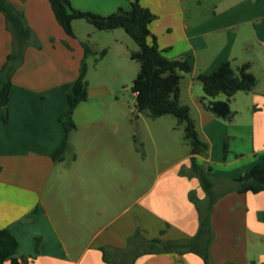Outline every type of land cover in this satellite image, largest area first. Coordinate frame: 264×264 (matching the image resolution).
<instances>
[{
  "label": "crops",
  "instance_id": "0c3cea01",
  "mask_svg": "<svg viewBox=\"0 0 264 264\" xmlns=\"http://www.w3.org/2000/svg\"><path fill=\"white\" fill-rule=\"evenodd\" d=\"M7 1L23 11L39 43L30 42L12 74L6 122L0 108V231L7 228L16 238L15 256L25 264H110L121 261L137 230L163 244L194 236L208 197L191 170L189 145L182 157L156 168L148 186L125 203L123 148L105 141L119 132L117 121L110 135L104 132L105 104L99 100L109 93L106 85L90 86L87 80L86 99L72 111L76 127L67 134L63 154L52 156L65 136L60 118L87 36L66 34L48 0ZM86 1L76 7L99 14L128 4ZM139 1L155 15L149 29L164 55L192 65L190 72H180L179 101L188 105L198 137L207 144L194 160L210 167L211 190L219 195L209 213L210 264H264V190L237 192L231 182L264 161V0ZM117 30H111L107 47L123 53L125 37ZM10 50L11 34L0 12V67ZM226 60L234 67L249 62L256 77L250 91L230 98V120L204 107L195 78ZM60 191L70 197H60ZM125 264L204 263L193 252L160 251Z\"/></svg>",
  "mask_w": 264,
  "mask_h": 264
},
{
  "label": "trees",
  "instance_id": "16d2710c",
  "mask_svg": "<svg viewBox=\"0 0 264 264\" xmlns=\"http://www.w3.org/2000/svg\"><path fill=\"white\" fill-rule=\"evenodd\" d=\"M53 14L64 32L72 36V21L84 19L98 30H113L122 28L137 44V49L129 52V57L139 64L137 74L132 80L131 91L134 93L135 108L151 118L164 114H172L183 124L184 137L190 146L191 170L198 177L201 187L208 197L204 212L199 215V226L196 234L186 240L163 241L158 238L146 240L139 230L128 239V248L123 252L121 261L110 264H125L141 254L160 251H176L178 253L193 252L198 254L204 264H210L209 246L213 237L209 213L213 202L219 195L212 193V180L209 176L210 167H202L194 160V155L206 150L207 144L200 140L190 117L189 107L179 101V82L181 73L192 70L191 63L186 59H170L164 55L165 49H160L155 36L150 32L149 24L155 15L139 0H128V8L117 7L108 14L76 9L69 0H48ZM0 12L4 15L6 29L11 34V50L0 67V108L1 117L7 120V102L12 85L11 77L22 63L26 47L33 42L39 47L32 30L27 25L23 11L15 8L7 0H0ZM84 56L81 60L77 78L67 94L68 106L60 121L64 127L65 136L62 144L53 153L60 157L67 142V134L75 129L72 120L74 107L87 95V63L86 58L93 53L87 41H82ZM102 49L98 59L105 55ZM181 72V73H180ZM195 78L200 81L203 95L200 102L215 117L230 120L233 112L230 108V98L238 91L248 92L256 84V77L250 71L249 62L233 66L231 61H223L210 73L199 72ZM224 94V99L217 96ZM226 151V145L223 146ZM232 189L237 192L256 193L264 190V161L255 163L249 171L239 175L232 181ZM17 240L12 233L4 228L0 231V264H25L24 258L15 256ZM104 261H109L105 249Z\"/></svg>",
  "mask_w": 264,
  "mask_h": 264
},
{
  "label": "rangeland",
  "instance_id": "374dc122",
  "mask_svg": "<svg viewBox=\"0 0 264 264\" xmlns=\"http://www.w3.org/2000/svg\"><path fill=\"white\" fill-rule=\"evenodd\" d=\"M69 1L76 9H80L76 7L79 4L88 3L86 0ZM128 6L129 4L125 8ZM72 29L77 35L85 34L87 36L85 40L95 50V52L92 50L93 53L89 54L86 61V80L89 85L102 84L109 89V93L100 99L99 103L105 104H102V114L106 124L104 130L106 135H110L111 129L115 126L114 121L118 122L119 132L113 136L114 139L111 136L105 141H117L118 146L123 148L122 183L126 187L124 197L127 204L148 186L156 168L173 162L186 153L189 144L184 137L183 124L172 114L151 118L146 113L136 110L131 84L138 72L139 64L130 59L129 52L137 49V44L122 28H118L117 31L125 37L123 45L119 46L123 47V53L121 48L111 45L110 48L107 47V44L109 46L111 43V30H98L81 18L72 21ZM87 32L93 34L89 37L86 35ZM102 49H108V53L98 59ZM181 85L184 88L185 81H182ZM219 96L225 98L224 94ZM110 150L113 151L114 148ZM108 156L111 159V154ZM62 167L65 168V163ZM62 195L65 200L70 197L69 193L60 191V197Z\"/></svg>",
  "mask_w": 264,
  "mask_h": 264
},
{
  "label": "built area",
  "instance_id": "2783aa9c",
  "mask_svg": "<svg viewBox=\"0 0 264 264\" xmlns=\"http://www.w3.org/2000/svg\"><path fill=\"white\" fill-rule=\"evenodd\" d=\"M133 95H134V93H133Z\"/></svg>",
  "mask_w": 264,
  "mask_h": 264
}]
</instances>
